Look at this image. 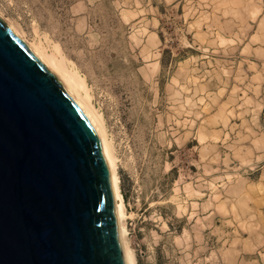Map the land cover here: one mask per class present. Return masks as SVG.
<instances>
[{
  "label": "rangeland",
  "instance_id": "rangeland-1",
  "mask_svg": "<svg viewBox=\"0 0 264 264\" xmlns=\"http://www.w3.org/2000/svg\"><path fill=\"white\" fill-rule=\"evenodd\" d=\"M0 12L86 77L137 264H264V0H0Z\"/></svg>",
  "mask_w": 264,
  "mask_h": 264
},
{
  "label": "water",
  "instance_id": "water-1",
  "mask_svg": "<svg viewBox=\"0 0 264 264\" xmlns=\"http://www.w3.org/2000/svg\"><path fill=\"white\" fill-rule=\"evenodd\" d=\"M0 264H126L96 130L1 18Z\"/></svg>",
  "mask_w": 264,
  "mask_h": 264
},
{
  "label": "bare ground",
  "instance_id": "bare-ground-1",
  "mask_svg": "<svg viewBox=\"0 0 264 264\" xmlns=\"http://www.w3.org/2000/svg\"><path fill=\"white\" fill-rule=\"evenodd\" d=\"M0 18L21 38L32 53L51 71L63 84L67 92L75 99L92 126L96 130L101 141L103 155L110 170L111 183L116 199V214L119 226V239L123 249V256L126 264H137L135 254L130 247L127 238L128 229L126 220L129 218L127 207L120 188V177L118 174L119 159L113 140L110 138L109 130L104 115L94 105L92 90L88 85L86 77L72 66L61 49L51 47L50 40L43 42H31L26 38L23 30L13 22L5 20L0 12ZM38 33V32H37ZM41 38V37H40ZM37 40V39H36Z\"/></svg>",
  "mask_w": 264,
  "mask_h": 264
}]
</instances>
